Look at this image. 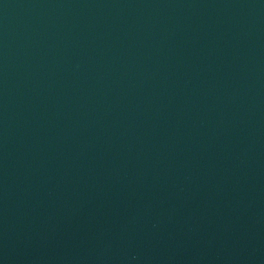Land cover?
Listing matches in <instances>:
<instances>
[{
	"label": "water",
	"instance_id": "1",
	"mask_svg": "<svg viewBox=\"0 0 264 264\" xmlns=\"http://www.w3.org/2000/svg\"><path fill=\"white\" fill-rule=\"evenodd\" d=\"M0 264H264V0H0Z\"/></svg>",
	"mask_w": 264,
	"mask_h": 264
}]
</instances>
